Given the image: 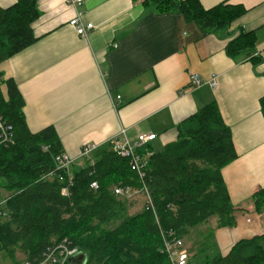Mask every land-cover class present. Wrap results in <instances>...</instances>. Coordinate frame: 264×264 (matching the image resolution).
<instances>
[{
    "label": "crops",
    "instance_id": "1",
    "mask_svg": "<svg viewBox=\"0 0 264 264\" xmlns=\"http://www.w3.org/2000/svg\"><path fill=\"white\" fill-rule=\"evenodd\" d=\"M18 1L0 0V8ZM198 1L205 10L228 4L247 12L226 30L206 32L185 14L160 12L143 0H87L79 9L68 0H37L36 41L3 62L0 73L24 99L30 132L55 129L78 169L85 167V145L113 148L123 130L130 142L156 135L142 152L162 153L187 121L216 104L237 156L221 171L236 226L218 228L213 219L201 230L213 232L225 256L238 242L264 235L254 203L264 190V0ZM78 15L94 26L86 38L69 25ZM247 33L255 36L254 52L229 56L230 42ZM191 75L201 87H191Z\"/></svg>",
    "mask_w": 264,
    "mask_h": 264
},
{
    "label": "trees",
    "instance_id": "2",
    "mask_svg": "<svg viewBox=\"0 0 264 264\" xmlns=\"http://www.w3.org/2000/svg\"><path fill=\"white\" fill-rule=\"evenodd\" d=\"M143 3L160 12H181L206 32L226 30L247 12L228 4L205 10L198 0ZM39 15L37 0L0 8V65L36 41L32 24ZM254 47L255 36L247 33L230 42L227 51L231 57L250 56ZM261 106L264 114V98ZM23 109L15 82L0 73V117L13 126L15 137L13 146L0 151V190L8 193L0 208V252L10 264L40 259L65 240L86 254V264H170L163 253L170 234L191 242L194 257L202 256L198 262L189 259V264H264V235L238 242L223 256L213 232L201 230L213 219L218 228L236 226L221 171L237 156L216 104L187 121L177 141L150 158L144 185L154 211L145 204L138 213H133L135 197L114 193L118 187L140 189L142 183L111 145L83 159L84 168L56 172L55 157L63 150L55 129L31 133ZM94 182L97 190L91 187ZM180 195L185 198L177 200ZM254 203L264 215V190L255 194Z\"/></svg>",
    "mask_w": 264,
    "mask_h": 264
},
{
    "label": "built area",
    "instance_id": "3",
    "mask_svg": "<svg viewBox=\"0 0 264 264\" xmlns=\"http://www.w3.org/2000/svg\"><path fill=\"white\" fill-rule=\"evenodd\" d=\"M87 0H68V3L74 9H79L84 5ZM78 36L86 38L89 33L94 30L92 24H84L81 17L78 15L72 19L69 23ZM190 85L192 88H199L202 86V80L198 75H191ZM210 87L215 90L217 88L216 80L212 79L209 83ZM123 140H117L112 143L113 150L119 157L128 161L130 170L136 174L138 180L142 183V188L133 189L131 187L115 188L114 193L116 196L124 197L126 199H132L135 195H143L146 199V207L154 211L152 200L148 194V190L144 185V180L148 170V164L150 158L153 156L151 153L142 152L149 143L156 140V135L139 134L134 142H130L126 137V131L121 132ZM15 143L14 129L7 121L0 117V151L13 146ZM99 147L97 145L88 144L85 145L80 154L81 159L89 158L91 154ZM47 150V148H45ZM56 172H68L74 161L65 154H61L55 157ZM54 173L44 177H52ZM63 181V176L60 177ZM97 190L99 188L98 183L94 182L91 186ZM67 189L63 190V195H67ZM5 204L0 203V208ZM250 222V220H248ZM82 253L77 246H74L68 240L63 241L56 247H52L46 250L42 254L40 259L27 260L22 264H70V260ZM163 253L167 255L170 264H189L190 254L185 248V243L182 239L175 237L173 234L168 235L164 239Z\"/></svg>",
    "mask_w": 264,
    "mask_h": 264
},
{
    "label": "rangeland",
    "instance_id": "4",
    "mask_svg": "<svg viewBox=\"0 0 264 264\" xmlns=\"http://www.w3.org/2000/svg\"><path fill=\"white\" fill-rule=\"evenodd\" d=\"M8 197V193H6L5 191L0 190V203L1 201H3L4 199H6ZM136 200V208L133 210V213H138L139 211H141V209L143 207H145L146 204V199L143 195H139L137 197H135ZM185 243V248L188 250L189 252V245L191 244L188 241H184ZM193 258L194 262H198L200 261V259L202 258V256L199 257H193V255H190ZM20 259H22V256H20ZM0 264H10V261L8 260L6 254L4 252H0Z\"/></svg>",
    "mask_w": 264,
    "mask_h": 264
},
{
    "label": "water",
    "instance_id": "5",
    "mask_svg": "<svg viewBox=\"0 0 264 264\" xmlns=\"http://www.w3.org/2000/svg\"><path fill=\"white\" fill-rule=\"evenodd\" d=\"M185 197L183 195H180L177 197V200H183ZM87 263V256L84 253H80L76 256H74L70 260V264H86Z\"/></svg>",
    "mask_w": 264,
    "mask_h": 264
}]
</instances>
